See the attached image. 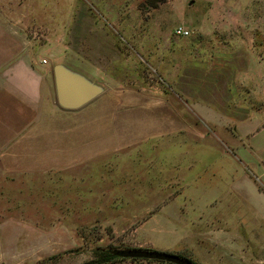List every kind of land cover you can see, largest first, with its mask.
<instances>
[{"label": "rangeland", "instance_id": "1", "mask_svg": "<svg viewBox=\"0 0 264 264\" xmlns=\"http://www.w3.org/2000/svg\"><path fill=\"white\" fill-rule=\"evenodd\" d=\"M164 2L0 0L2 13L26 16H0V87L27 83L1 65L17 47L10 31L20 27L34 57L47 60L39 72L52 79L51 104L47 83H37L42 108L33 126L11 142L12 130L0 137V175L5 165L22 168L0 176V264H89L114 249L193 264H264V178L251 173L260 165L224 143L200 154L180 143L190 141L187 131L165 119L168 85L142 50ZM254 5L264 18V0ZM254 42L264 57V33ZM57 64L99 86L100 95L76 110L60 108ZM2 94L0 122L20 127L10 117L17 99Z\"/></svg>", "mask_w": 264, "mask_h": 264}, {"label": "crops", "instance_id": "2", "mask_svg": "<svg viewBox=\"0 0 264 264\" xmlns=\"http://www.w3.org/2000/svg\"><path fill=\"white\" fill-rule=\"evenodd\" d=\"M256 2L165 0L157 28L149 29L147 46L142 50H146L147 63L158 68L168 85L166 94L170 103L163 108L165 119L174 126L178 124L182 131H187L184 136L190 138L188 142L181 139L180 143H190L200 154L204 146L212 149L215 142L234 146L232 155L242 157L250 165L258 163L260 168H254L251 173L264 178V57L257 53L259 47L254 42L264 33V18L253 10ZM248 4L252 9H247ZM0 16L26 17L11 9L0 11ZM177 26L191 34L174 36ZM10 33L17 47L8 62L1 65L10 67L9 73L22 75L28 84L20 80L0 87L3 96L15 97L18 103V107L11 108L10 117L20 127L0 122V137L9 136L8 131L12 130L9 142L40 117L38 82L47 83L45 95L48 103L52 102V79L39 72L41 64L34 57L35 47L28 42L27 32L20 27ZM133 46L137 49L138 42ZM34 93L38 95L37 102ZM1 106L0 115L5 110ZM1 141L0 138V144ZM3 169L0 176H16L11 172L22 168L5 165Z\"/></svg>", "mask_w": 264, "mask_h": 264}, {"label": "water", "instance_id": "3", "mask_svg": "<svg viewBox=\"0 0 264 264\" xmlns=\"http://www.w3.org/2000/svg\"><path fill=\"white\" fill-rule=\"evenodd\" d=\"M55 102L64 110H76L101 93V88L88 81L82 75L73 72L61 64L52 68ZM111 255L122 259H142L168 264H193L176 255L141 249H114Z\"/></svg>", "mask_w": 264, "mask_h": 264}, {"label": "trees", "instance_id": "4", "mask_svg": "<svg viewBox=\"0 0 264 264\" xmlns=\"http://www.w3.org/2000/svg\"><path fill=\"white\" fill-rule=\"evenodd\" d=\"M151 6L153 7L154 3ZM181 258H183V257H181ZM183 259H186V258H183ZM119 260H123V259L111 255V251H102L97 255V259L90 262L89 264H109V263H113V262H116ZM131 260L135 261V260H142V259H131ZM162 263H164V262H162Z\"/></svg>", "mask_w": 264, "mask_h": 264}, {"label": "built area", "instance_id": "5", "mask_svg": "<svg viewBox=\"0 0 264 264\" xmlns=\"http://www.w3.org/2000/svg\"><path fill=\"white\" fill-rule=\"evenodd\" d=\"M190 31L185 29L182 26H177L174 30H173V35L176 37H188L190 35ZM41 65H45L47 64V60L46 59H41L40 61Z\"/></svg>", "mask_w": 264, "mask_h": 264}]
</instances>
